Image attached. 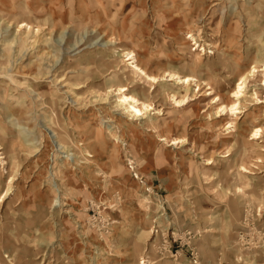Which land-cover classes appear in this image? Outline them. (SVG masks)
Returning a JSON list of instances; mask_svg holds the SVG:
<instances>
[{"label":"rangeland","instance_id":"rangeland-1","mask_svg":"<svg viewBox=\"0 0 264 264\" xmlns=\"http://www.w3.org/2000/svg\"><path fill=\"white\" fill-rule=\"evenodd\" d=\"M0 145V264H264V0H0Z\"/></svg>","mask_w":264,"mask_h":264},{"label":"bare ground","instance_id":"bare-ground-1","mask_svg":"<svg viewBox=\"0 0 264 264\" xmlns=\"http://www.w3.org/2000/svg\"><path fill=\"white\" fill-rule=\"evenodd\" d=\"M27 25H29V23H27ZM124 54L129 55V58L128 59H131L132 60L131 63L133 65V67L136 70H138V72L140 71L141 74L143 73L147 77V79H150L153 82H156V81L159 80V78H158L159 77V74L149 73L147 71V69L144 68L141 65L140 60H139V56L135 52V50H124L123 51V55ZM197 64H198V62L197 63H193V65H197ZM256 69H257V66L256 65H253L252 68L249 70V73L255 72ZM110 71H112V70H110ZM249 73L247 72V74L246 73L245 74H242V76L240 77L239 82L237 83V87L235 88V90L233 92L234 93L233 96L235 97L234 100H233V103L232 104H225V102H221L218 105L219 108H220L219 110L231 111V113H233V114L241 112L239 110V108H240L239 105L242 103L241 98L245 94L244 93L245 92V89L244 88H245V84L247 82V77L249 76L248 75ZM165 74H168L169 76H171V78L176 79L178 81L177 83L179 85H184V87H185L186 95L181 96L180 98L179 97L175 98V96L177 94H173V97H174L175 101L178 103V105L184 104L185 102H183V100H185L186 97H189V95H191V96L194 95L192 93V87H191L192 81H195L193 76L187 75V74H182V73H179V72H174V71L165 72ZM201 85L202 84L200 83V81L197 80V86L200 88ZM127 90H128V87H126V86H121L119 88V92H118L119 93L118 102L121 105H124L127 108V110L130 113H132L133 115H135V116H143V115H145L146 112H148L152 108V105L150 103H148L147 101H144L141 98H137L133 94L126 92ZM212 91L213 90L208 91V92H206V94H210V93H212ZM191 99H193V97H191ZM215 101H217V100H215ZM154 109H156L155 113H161V111H160L161 108L156 107ZM227 127H231V126L228 125ZM49 131H51L53 133V136H55L57 138V141L58 142L63 143L62 140H61V138H60V135L57 133V131L55 129L49 128ZM261 131H262V127L261 126H259V125L258 126H255V129L253 130V136H252V138H259L260 137L259 134H260ZM166 139H168V138L167 137H162V140H166ZM176 142H178V138H174V141L172 143H176ZM0 153L2 154L1 157H5L6 158V155L7 154H6V151L5 150L1 151ZM241 170H243L245 172H250V170L245 165H243V164H242ZM1 197H2V195H1Z\"/></svg>","mask_w":264,"mask_h":264}]
</instances>
